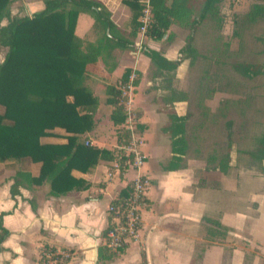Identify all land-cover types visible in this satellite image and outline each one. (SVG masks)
Masks as SVG:
<instances>
[{
	"label": "crops",
	"instance_id": "crops-1",
	"mask_svg": "<svg viewBox=\"0 0 264 264\" xmlns=\"http://www.w3.org/2000/svg\"><path fill=\"white\" fill-rule=\"evenodd\" d=\"M97 1L110 12V19L121 32L130 30V20L128 28L117 24V17H131V10L121 0ZM41 7L38 0L27 2L23 15ZM80 17L86 16L79 15L76 24ZM174 29L185 34L172 40ZM197 32L194 43L199 50ZM186 33L184 27L174 24L157 41L137 33L135 46L119 54L116 67L110 69L97 61V67L90 69L95 103L88 111L91 126L80 137L90 146L109 150V155L120 151L125 135L121 134L123 121L119 116L115 115L116 122L112 119L104 85L116 81L125 68L133 74L138 72L130 88L124 87L120 94L123 117L127 111L132 114L140 139L143 163L137 171L101 158L85 172L72 169L70 175L80 184L64 194L49 195L46 182L17 185L16 194H11L14 173L36 176L40 163L28 157L0 161V227L7 231L0 242V264H39L45 244L57 252L69 250L66 264H264V160L258 163L242 153L248 149L235 147L231 148L224 173L214 163H206L205 157L218 153L225 141V118L209 120L216 107L209 103L193 106L189 101L192 96L183 90L194 74L199 79L206 74L198 68L201 57L192 68L189 59L179 52ZM143 43L167 60H178V65L168 75H153L148 58L140 51ZM5 51L0 48V62ZM171 95L176 99L166 100ZM169 125L172 132L167 130ZM50 132L39 141L66 142L63 129L55 127ZM176 138L182 140L171 149V141ZM137 175L146 180L147 186L136 237L110 259L98 260L97 250L104 245L107 205ZM203 181L212 184L204 185ZM203 214L226 226V234L211 237L200 222Z\"/></svg>",
	"mask_w": 264,
	"mask_h": 264
},
{
	"label": "trees",
	"instance_id": "trees-1",
	"mask_svg": "<svg viewBox=\"0 0 264 264\" xmlns=\"http://www.w3.org/2000/svg\"><path fill=\"white\" fill-rule=\"evenodd\" d=\"M13 1L0 0V48H6L0 62V161L28 157L40 163L36 176L23 171L14 173L11 194H16L17 185L46 182L48 194L59 196L80 184L79 179L70 175L72 169L85 172L101 158L116 160L119 166H126L122 158H117L120 151L109 155V150L85 144L80 134L91 126L88 111L95 103L91 95L95 82L90 77V69L97 67V61L112 69L117 65L119 54L131 49L140 25L138 16L142 4L139 0H121L131 10L130 30L123 33L110 19V12L97 0H42L39 10L29 15L11 16L9 5ZM195 1L148 0L152 21L144 32L147 40L157 41L170 25L184 27L187 33L179 52L189 59V67L192 68L202 56L194 43L195 33L201 22L216 17L222 0H200L198 6ZM255 1L239 25L258 18L263 20L257 40L264 55V0ZM79 15H85L99 26L100 33L95 40H86L75 34ZM233 22L236 24L238 21ZM140 51L148 58L153 75H168L178 65V60H167L159 51L145 44L140 46ZM230 65L236 74L246 79L262 76L264 85L263 62H235ZM129 73L130 68H125L116 81L107 82L104 86L105 101L111 106L114 122L117 121L115 115L119 116L120 122L123 121L118 86L127 81ZM135 74L138 76V72ZM173 99L176 97L171 95L166 100ZM224 108L218 106L215 111L223 117ZM225 122L230 127V121ZM55 127L64 130L66 142L41 143L39 138L51 134L50 130ZM167 130L172 132L170 125ZM181 140H172L171 149ZM219 149L218 153H209L205 159L207 164L214 163L218 171L224 173L230 160V139L227 138L224 148ZM175 151L181 152L179 149ZM242 153L258 163L264 160V124L262 131L254 137L252 147ZM207 183L212 184L203 181L204 185ZM125 193L126 189L121 190L116 197L120 198ZM200 222L211 237H223L227 232L226 226L205 214ZM213 228L218 229L215 234ZM6 235L7 231L0 227V242ZM123 248L111 250L105 245L99 246L97 259H110ZM69 256V250L57 252L45 244L41 248L39 264H66Z\"/></svg>",
	"mask_w": 264,
	"mask_h": 264
},
{
	"label": "rangeland",
	"instance_id": "rangeland-1",
	"mask_svg": "<svg viewBox=\"0 0 264 264\" xmlns=\"http://www.w3.org/2000/svg\"><path fill=\"white\" fill-rule=\"evenodd\" d=\"M15 1L9 5V9L12 10L10 15L23 16L25 4L34 0ZM38 1L42 2V0ZM255 2V0H222L216 17L201 22L200 30L197 32V46L198 51L202 54V62L198 68H202L206 74L201 75V79H199V75L195 76L194 74L187 81V85H183L185 93L188 92L192 96L189 101L191 100L193 106L199 108V106L209 103L215 107H225L223 117L225 121H230V127L226 126V122L224 123L226 138L220 145L222 148L229 138L231 148L250 149L252 147L250 144L253 143L254 137L262 131L264 124L262 76L246 79L236 74L230 67V64L235 62H263V54L260 52L261 45L257 40L261 33L263 20L258 18L254 22L239 25L243 20L242 17ZM257 3L262 2L258 1ZM195 4L198 6L200 0H196ZM80 18L79 22L75 24V34H80L86 40H95L100 33L99 26L92 23L87 17ZM84 19H87L88 23ZM129 20L130 17L127 15L119 16L117 24L119 23L121 28H125L130 25ZM234 20L238 22L235 24ZM171 34L173 38L170 39L174 40V37L183 36L185 33L180 34L179 30L174 29ZM131 73H129L126 83ZM132 78L135 79L136 74H133ZM122 96H120L121 100ZM0 112H2L1 106ZM215 117H220V120L223 118L213 110L209 120L216 121L218 118ZM227 127L229 129H226ZM121 134L126 136L123 128Z\"/></svg>",
	"mask_w": 264,
	"mask_h": 264
},
{
	"label": "built area",
	"instance_id": "built-area-1",
	"mask_svg": "<svg viewBox=\"0 0 264 264\" xmlns=\"http://www.w3.org/2000/svg\"><path fill=\"white\" fill-rule=\"evenodd\" d=\"M139 2L142 4V8L138 16L140 22L138 33L144 34L152 20L148 0H139ZM132 76L133 73L130 74L128 83L121 86L120 91L123 90L122 92H124V87H126V90L130 88ZM134 122V117L127 111L122 122V128L125 130L126 136L122 138L121 145L118 147L120 154L117 158H122L126 166L137 171L143 163V155L139 150L140 139ZM146 186V180L137 175L130 180L125 195L120 198H113L107 205V222L103 230L102 240L108 248L118 250L127 241L136 237L141 221L140 209L143 205Z\"/></svg>",
	"mask_w": 264,
	"mask_h": 264
},
{
	"label": "water",
	"instance_id": "water-1",
	"mask_svg": "<svg viewBox=\"0 0 264 264\" xmlns=\"http://www.w3.org/2000/svg\"><path fill=\"white\" fill-rule=\"evenodd\" d=\"M106 32H107V30H106ZM133 46H135V44H133Z\"/></svg>",
	"mask_w": 264,
	"mask_h": 264
}]
</instances>
